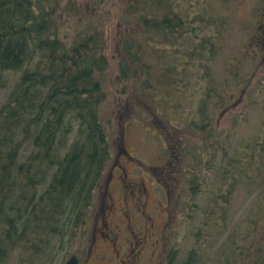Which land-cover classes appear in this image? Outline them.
I'll use <instances>...</instances> for the list:
<instances>
[{
	"label": "rangeland",
	"instance_id": "374dc122",
	"mask_svg": "<svg viewBox=\"0 0 264 264\" xmlns=\"http://www.w3.org/2000/svg\"><path fill=\"white\" fill-rule=\"evenodd\" d=\"M73 1L76 10L61 0L50 28L68 42L82 31L94 34L97 20L108 32L107 98L98 109L112 148L109 166L85 211L74 200L62 212L61 231L29 227L22 236L20 218L13 248L0 222V264H66L73 255L80 264H264V0L202 1L199 22L188 25L189 47L151 41L169 55L163 65L145 57L158 66L150 89L117 79L116 0ZM200 46L203 55L184 56ZM165 68L171 74L159 82ZM7 77L0 108L16 80ZM70 124L66 148L82 136L78 121ZM44 125L31 121L30 136L14 127L12 144L32 148Z\"/></svg>",
	"mask_w": 264,
	"mask_h": 264
},
{
	"label": "trees",
	"instance_id": "16d2710c",
	"mask_svg": "<svg viewBox=\"0 0 264 264\" xmlns=\"http://www.w3.org/2000/svg\"><path fill=\"white\" fill-rule=\"evenodd\" d=\"M183 1L116 0L118 26L122 24V28L115 29L118 80L150 89L158 66L145 57H154L163 65L169 55L167 48L175 43L190 46L188 25L199 22L204 0H189L187 7H183ZM193 2L197 8L191 12ZM74 3L69 0L65 7L76 10ZM60 4L61 0H0V91L9 86L11 78L7 75H16L0 108V222L8 225L9 245L13 248L17 243L13 240L16 221L20 218L25 222L22 236L29 227H51L48 233L54 234L62 230V212L72 201L76 204L82 200L85 211L100 190L112 154L98 109L107 98L104 84L109 81L105 74L110 69L108 32L101 31L97 20L95 28L91 27L94 34L82 31L71 42L65 41L60 28H50ZM110 17L115 22L112 14ZM151 41L168 47L159 50ZM194 53L203 55L204 46L195 52L192 48L185 50L184 56L194 57ZM170 74V69L165 68L159 82L167 83ZM31 121L32 125L45 122L33 134V147H14V127H23L30 136ZM72 121H78L77 135L82 136H76L75 143L66 148ZM51 172L48 181L46 177ZM46 182V188H50L48 192L45 188L44 193L41 186ZM5 254L2 245L0 261Z\"/></svg>",
	"mask_w": 264,
	"mask_h": 264
},
{
	"label": "water",
	"instance_id": "95a60500",
	"mask_svg": "<svg viewBox=\"0 0 264 264\" xmlns=\"http://www.w3.org/2000/svg\"><path fill=\"white\" fill-rule=\"evenodd\" d=\"M77 263H78L77 258L73 257L70 259V261L67 264H77Z\"/></svg>",
	"mask_w": 264,
	"mask_h": 264
},
{
	"label": "flooded vegetation",
	"instance_id": "af4514ba",
	"mask_svg": "<svg viewBox=\"0 0 264 264\" xmlns=\"http://www.w3.org/2000/svg\"><path fill=\"white\" fill-rule=\"evenodd\" d=\"M102 209H103V207H102ZM102 211V210H101ZM110 226V224L109 223H106V227H109ZM112 233H113V231H111ZM112 236V235H111ZM115 244H114V246L116 245V242H114ZM116 247V246H115ZM124 263H125V261H124Z\"/></svg>",
	"mask_w": 264,
	"mask_h": 264
}]
</instances>
